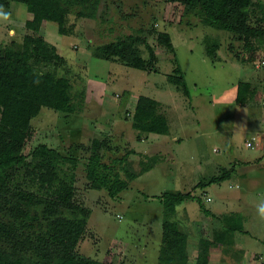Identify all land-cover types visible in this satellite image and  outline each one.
<instances>
[{
	"label": "rangeland",
	"instance_id": "rangeland-1",
	"mask_svg": "<svg viewBox=\"0 0 264 264\" xmlns=\"http://www.w3.org/2000/svg\"><path fill=\"white\" fill-rule=\"evenodd\" d=\"M254 3L250 25L264 28V0ZM31 18L25 5L11 1L7 7L0 0V46L21 47L27 36L41 37L67 61L58 73L70 79L77 111L43 108L32 120L24 153L30 160L46 144L78 159L75 200L91 210L79 255L113 264H158L161 199L177 191L195 198L177 211L190 233L188 264H196L201 240L211 243L209 264H264V217L257 210L264 203V45L255 64H242L239 58L247 54L236 35L206 26L200 16L166 0H100L94 19L70 14L66 34L52 22L33 33L26 28ZM161 34L170 36L173 52L160 45ZM129 36L140 39L134 50L148 71L100 58L99 48ZM146 44L157 57L152 65ZM178 66L189 95L169 79ZM242 83L249 87L240 91ZM141 96L159 103L168 135L138 138L128 114ZM106 138L118 157L131 152L133 172L140 173L144 162L154 164L115 198L92 189L86 177L92 141ZM253 138L259 143L249 149ZM225 173L230 179L211 184ZM225 224L243 232L231 235Z\"/></svg>",
	"mask_w": 264,
	"mask_h": 264
},
{
	"label": "trees",
	"instance_id": "trees-1",
	"mask_svg": "<svg viewBox=\"0 0 264 264\" xmlns=\"http://www.w3.org/2000/svg\"><path fill=\"white\" fill-rule=\"evenodd\" d=\"M1 1L7 7L11 1L25 5L32 15L26 28L36 34L44 22L56 23L59 33L66 34L70 14L74 12L79 18L94 19L100 2ZM166 1L200 16L206 26L236 35L244 42L247 54L242 55L239 61L255 64L259 47L264 45V28L250 25L254 0ZM138 41L141 42L135 36L120 39L99 48V56L105 60L118 59L134 69L148 71L149 64L134 50ZM158 41L166 50L174 51L168 34H161ZM255 42L257 46H254ZM146 47L152 65L157 57L150 45L146 44ZM212 51L210 49L208 53ZM66 62L57 48L41 37L27 36L21 47L0 46V264H113L83 257L77 251L91 215L90 209L80 206L75 200L74 169L78 159L46 144L38 145L30 160L24 153L32 134V120L43 108L64 114L77 111L72 83L68 77L58 73ZM49 66L54 69L41 70ZM174 73L170 75V81L189 95L182 69L178 66ZM248 87V83H242L239 90ZM159 106L156 100L141 96L133 112H129L131 127L139 133L138 138L141 134L168 135L167 119L160 113ZM89 152L86 177L91 188L105 189L113 198L127 190L132 181L151 171L154 165L144 162L140 173L133 172L128 159L131 152L118 157L119 151L112 138L94 139ZM68 164L71 166L67 167ZM230 175L225 173L211 184L228 180ZM194 199L190 193L166 191L163 194L164 219L158 264L189 263L190 233L179 221L177 210L185 201ZM223 228H227L226 232L231 235L243 232L230 224ZM200 244L196 264H209L211 243L201 240Z\"/></svg>",
	"mask_w": 264,
	"mask_h": 264
},
{
	"label": "built area",
	"instance_id": "built-area-1",
	"mask_svg": "<svg viewBox=\"0 0 264 264\" xmlns=\"http://www.w3.org/2000/svg\"><path fill=\"white\" fill-rule=\"evenodd\" d=\"M264 64V62H263ZM259 143V141L257 140V138H253L251 141H248L246 143V147L249 149H254L256 147V145ZM211 198H207V202H211Z\"/></svg>",
	"mask_w": 264,
	"mask_h": 264
},
{
	"label": "clouds",
	"instance_id": "clouds-1",
	"mask_svg": "<svg viewBox=\"0 0 264 264\" xmlns=\"http://www.w3.org/2000/svg\"><path fill=\"white\" fill-rule=\"evenodd\" d=\"M5 18H7V17L5 16ZM257 210H258L259 214L261 215V217H264V203L259 204Z\"/></svg>",
	"mask_w": 264,
	"mask_h": 264
},
{
	"label": "crops",
	"instance_id": "crops-1",
	"mask_svg": "<svg viewBox=\"0 0 264 264\" xmlns=\"http://www.w3.org/2000/svg\"><path fill=\"white\" fill-rule=\"evenodd\" d=\"M178 211V210H177ZM178 213V212H177ZM180 221V220H179ZM192 256H191V254H190V258H191Z\"/></svg>",
	"mask_w": 264,
	"mask_h": 264
}]
</instances>
